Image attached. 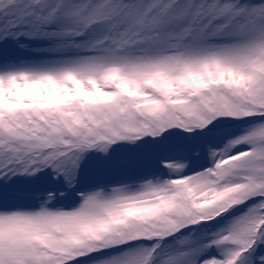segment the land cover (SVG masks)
<instances>
[{
	"label": "snow or ice",
	"instance_id": "1",
	"mask_svg": "<svg viewBox=\"0 0 264 264\" xmlns=\"http://www.w3.org/2000/svg\"><path fill=\"white\" fill-rule=\"evenodd\" d=\"M0 264H264V0H0Z\"/></svg>",
	"mask_w": 264,
	"mask_h": 264
}]
</instances>
